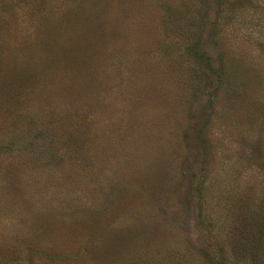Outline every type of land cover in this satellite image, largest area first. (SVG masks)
<instances>
[{
	"label": "rangeland",
	"instance_id": "rangeland-1",
	"mask_svg": "<svg viewBox=\"0 0 264 264\" xmlns=\"http://www.w3.org/2000/svg\"><path fill=\"white\" fill-rule=\"evenodd\" d=\"M0 264H264V0H0Z\"/></svg>",
	"mask_w": 264,
	"mask_h": 264
}]
</instances>
